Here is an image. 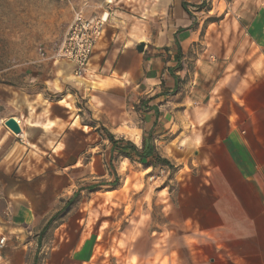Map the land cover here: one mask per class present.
I'll list each match as a JSON object with an SVG mask.
<instances>
[{
    "label": "crops",
    "instance_id": "1",
    "mask_svg": "<svg viewBox=\"0 0 264 264\" xmlns=\"http://www.w3.org/2000/svg\"><path fill=\"white\" fill-rule=\"evenodd\" d=\"M106 1L112 0L70 5L92 16ZM119 1L115 10L110 6V23L82 79L74 78L73 64L49 56L37 55L25 68L17 65L14 70L22 80L0 112V174L24 176L16 185L0 183V239H5L0 264H97V244L86 235L85 216L71 213L70 207L76 193L108 175L99 173L94 161L107 153L105 145L109 156L124 142L141 149L152 129L164 152L174 143L179 148L184 122L188 151L202 163L203 206L210 212L204 234L233 240L216 249L222 261L264 264V71H253L251 81L226 77L211 84L203 95L206 101L198 105L195 80L184 86V72L178 69L181 55L199 34L189 6L184 8L182 0H159L160 14L163 7L169 9L167 21L155 23L154 33L144 39L135 31L136 16L117 6ZM14 71L2 70L0 76H15ZM185 87L189 92L181 98ZM215 87L220 89L217 95ZM182 110L185 121L179 116ZM168 113L170 132L176 134L166 144L160 141L165 134L159 133L168 124ZM9 118L15 119L20 134L4 125ZM5 141L9 144L3 146Z\"/></svg>",
    "mask_w": 264,
    "mask_h": 264
},
{
    "label": "rangeland",
    "instance_id": "2",
    "mask_svg": "<svg viewBox=\"0 0 264 264\" xmlns=\"http://www.w3.org/2000/svg\"><path fill=\"white\" fill-rule=\"evenodd\" d=\"M182 1L185 7L189 6L188 13L199 28V34L181 55L183 59L178 69L184 72V86L195 80L194 86L191 85L197 92L198 105L206 101L203 95L213 87L211 84L228 80L226 77L251 81L253 71H264V0ZM114 3L116 0L106 1L104 6L109 4L115 10ZM131 4L135 8H131ZM158 4L159 0H141L140 11L138 0H120L117 6L136 16L135 31L143 33L140 38L148 39L149 34L154 33L155 23L167 21L169 9L163 7L161 19ZM71 18V5L60 0H0V71L10 74L17 65L27 64L39 55L40 47L50 57L63 40ZM202 55L214 57L215 61L210 63ZM259 57L263 61H256ZM14 75L0 76V112L2 104L12 96V88L22 80L16 71ZM214 91L217 95L220 89L215 87ZM188 92L185 87L181 98ZM138 105L135 106L137 114ZM139 115L143 121L142 113ZM179 116L185 121L187 112L182 110ZM164 120L168 124L159 134H165L160 141L167 144L176 133L171 134L169 129L170 113ZM181 127L179 148L174 143L165 152L155 143L159 135L154 129L144 137L146 143L157 147L158 157L171 163V168L155 165L154 157L142 164L130 151L126 152L128 158L120 156L118 151L109 156L106 145L103 150L107 153L99 162L94 161V166L100 165L99 173L107 171L108 175L94 179L87 191L76 193L70 207L71 213L85 216L86 235L97 244L93 257L97 264H229L222 261L216 249L221 243L232 245L233 240L212 239L204 234L210 212L203 206L202 163L188 151L185 122ZM202 132L199 129L197 135L201 136ZM2 138L0 132V140ZM7 144L8 141L3 142V146ZM161 153L167 157L160 156ZM148 161L154 166L147 167ZM23 176L0 174V183L16 185L23 181Z\"/></svg>",
    "mask_w": 264,
    "mask_h": 264
},
{
    "label": "built area",
    "instance_id": "3",
    "mask_svg": "<svg viewBox=\"0 0 264 264\" xmlns=\"http://www.w3.org/2000/svg\"><path fill=\"white\" fill-rule=\"evenodd\" d=\"M68 4H74L78 0H60ZM111 9L109 4L98 14L85 16L80 8H73L72 18L68 29L57 50L50 55L55 61H67L73 64V76L82 79L86 72L90 55L96 44L102 37L110 20ZM41 57H46L43 48L38 49ZM4 238L0 239V247Z\"/></svg>",
    "mask_w": 264,
    "mask_h": 264
},
{
    "label": "trees",
    "instance_id": "4",
    "mask_svg": "<svg viewBox=\"0 0 264 264\" xmlns=\"http://www.w3.org/2000/svg\"><path fill=\"white\" fill-rule=\"evenodd\" d=\"M183 7L185 8V5H183ZM178 52L180 53V49H178ZM107 137H108L109 141L113 144V147H115V142L113 141V138L111 137V135L108 134ZM126 149H128L132 154L137 156L142 164L144 163L145 160H148V159L154 157L155 158L154 159L155 165L157 164V165H160L163 167H170L171 168V163L167 159L158 157V155H156L155 147L150 142L146 143V146H145V142H143L141 149H137L130 142H124V145H121V147H119V150H117L118 154L120 156H124V157L128 158V155L125 152ZM153 166H154V163L151 161H148L147 167H153Z\"/></svg>",
    "mask_w": 264,
    "mask_h": 264
},
{
    "label": "water",
    "instance_id": "5",
    "mask_svg": "<svg viewBox=\"0 0 264 264\" xmlns=\"http://www.w3.org/2000/svg\"><path fill=\"white\" fill-rule=\"evenodd\" d=\"M138 50H142V45L139 46ZM4 125L14 134L18 135L21 133V129L15 119L9 118L4 122Z\"/></svg>",
    "mask_w": 264,
    "mask_h": 264
}]
</instances>
